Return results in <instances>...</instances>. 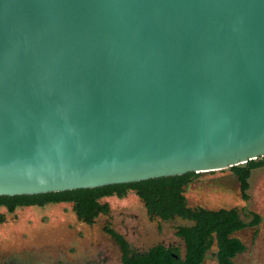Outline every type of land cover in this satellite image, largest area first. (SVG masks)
Instances as JSON below:
<instances>
[{"label": "water", "instance_id": "95a60500", "mask_svg": "<svg viewBox=\"0 0 264 264\" xmlns=\"http://www.w3.org/2000/svg\"><path fill=\"white\" fill-rule=\"evenodd\" d=\"M264 156V0H0V197Z\"/></svg>", "mask_w": 264, "mask_h": 264}, {"label": "rangeland", "instance_id": "374dc122", "mask_svg": "<svg viewBox=\"0 0 264 264\" xmlns=\"http://www.w3.org/2000/svg\"><path fill=\"white\" fill-rule=\"evenodd\" d=\"M248 188L244 192L247 199H242L239 192V184L234 174L227 168L220 171L203 173L192 178L183 194L188 207H201L210 210L219 208H236L239 217L243 221L250 220L249 211L258 215L260 222L255 228H247L234 235L243 245L244 251L232 259V264H264V167L250 171L247 179ZM104 201L100 199L99 202ZM109 208L111 227L123 235L127 242L140 248H147L156 242L164 240L176 249L177 254L182 257L184 246L180 239L174 236L177 226L185 224L182 220H173L158 223L156 220L148 219L142 203L128 192L122 199L110 197L105 201ZM70 204H59L48 206L42 210L27 209L17 211L14 215L3 214V224L0 225V245H6L3 236L11 240H25L18 236L26 235L22 232L27 228L25 224L37 223L41 219L43 228L39 229L35 236L37 240L44 238L49 241L52 237L68 240L73 232L65 230L66 223L70 222ZM66 218V223H59ZM58 224H60L58 226ZM71 224V223H70ZM42 226V225H41ZM92 234V233H87ZM96 234H92L95 236ZM17 236V237H15ZM3 238V239H2ZM25 244L24 241H15ZM27 252V249L22 250ZM215 247L212 246L205 254L201 264H216L213 257ZM17 252V251H16ZM80 254H72L76 257ZM23 257V256H22ZM100 261V258H91ZM105 264H118L117 257L112 249L105 245Z\"/></svg>", "mask_w": 264, "mask_h": 264}, {"label": "trees", "instance_id": "16d2710c", "mask_svg": "<svg viewBox=\"0 0 264 264\" xmlns=\"http://www.w3.org/2000/svg\"><path fill=\"white\" fill-rule=\"evenodd\" d=\"M259 167H264V156L228 168L236 177L241 198L244 200L247 199L244 192L248 188L250 171ZM200 174L203 173L36 196L0 197V206H5L11 212L16 206L71 203L74 211L81 217L82 213L98 207L101 197L113 196L122 199L131 192L147 209L148 214L157 215L162 220L178 218L187 224L177 226L174 231V235L183 242L182 257L177 254L176 249L171 250V255L157 246L149 249L143 258L133 261L124 258L123 264H201L212 246L215 247L213 257L216 264H232V259L244 251V245L234 235L243 228L257 227L260 219L254 212L249 211L247 215L250 220L243 223L234 207L216 210L188 207L183 194L192 178ZM109 235L117 238L112 231H109Z\"/></svg>", "mask_w": 264, "mask_h": 264}, {"label": "flooded vegetation", "instance_id": "af4514ba", "mask_svg": "<svg viewBox=\"0 0 264 264\" xmlns=\"http://www.w3.org/2000/svg\"><path fill=\"white\" fill-rule=\"evenodd\" d=\"M110 197H101L100 199L104 201L98 202V207L86 211L85 214L82 213L81 217L74 211L73 205L69 203L70 218L68 220L70 222L66 223V218L61 219L59 222L63 223L64 221L66 223L64 224L65 230L73 232L68 240L57 237H52L49 241L42 237L40 240H37L35 233L44 227L41 219L38 221V225L33 222V224L28 227L30 224H25L27 228H24L25 230H22V232H26V235L18 236V238H25V240H11L10 237L3 236L7 243L6 245H0V264H105V245H108L112 249V252L115 253L118 264H123L124 258H128L131 261L143 258L149 249L157 246L162 247L163 250H167V252L172 255L171 250L174 248L171 247L170 243L164 240L156 242L147 248H140L139 246L127 242L122 234L115 231L114 228L111 227L110 219H108L109 208L105 202L106 199ZM59 204L68 203H53L43 206H16L11 212H8L5 206H0V225L4 222L3 214L11 216L17 211L27 209L42 210L45 207ZM75 208H77V205ZM143 209L148 219L156 220L158 223L173 220H162L158 218L157 215L148 214L144 206ZM241 221L243 223L249 222V220ZM182 222L187 224L186 221ZM59 225L60 224H58V226ZM247 228L249 227L243 228L238 232ZM109 231L114 232L117 238L111 237ZM87 233H94L96 235L92 236V234L88 235ZM15 241H24L25 244H19ZM24 249H27V252H23L22 250ZM77 252L80 254L79 256L71 257L72 254H76ZM92 257L95 259L100 258V261L91 260Z\"/></svg>", "mask_w": 264, "mask_h": 264}]
</instances>
